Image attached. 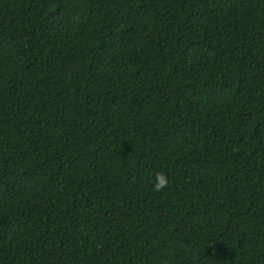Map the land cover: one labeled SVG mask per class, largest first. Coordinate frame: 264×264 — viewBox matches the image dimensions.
I'll list each match as a JSON object with an SVG mask.
<instances>
[{
	"label": "trees",
	"instance_id": "16d2710c",
	"mask_svg": "<svg viewBox=\"0 0 264 264\" xmlns=\"http://www.w3.org/2000/svg\"><path fill=\"white\" fill-rule=\"evenodd\" d=\"M0 264H264V0H0Z\"/></svg>",
	"mask_w": 264,
	"mask_h": 264
},
{
	"label": "clouds",
	"instance_id": "9594fccd",
	"mask_svg": "<svg viewBox=\"0 0 264 264\" xmlns=\"http://www.w3.org/2000/svg\"><path fill=\"white\" fill-rule=\"evenodd\" d=\"M158 180H159V182H158V184H157V188L162 187L163 184H164V179H163V177H159Z\"/></svg>",
	"mask_w": 264,
	"mask_h": 264
}]
</instances>
